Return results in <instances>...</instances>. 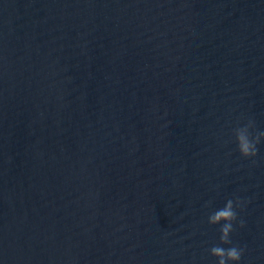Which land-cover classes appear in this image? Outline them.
<instances>
[{"label":"water","instance_id":"95a60500","mask_svg":"<svg viewBox=\"0 0 264 264\" xmlns=\"http://www.w3.org/2000/svg\"><path fill=\"white\" fill-rule=\"evenodd\" d=\"M250 120L264 0H0V264H264Z\"/></svg>","mask_w":264,"mask_h":264},{"label":"clouds","instance_id":"9594fccd","mask_svg":"<svg viewBox=\"0 0 264 264\" xmlns=\"http://www.w3.org/2000/svg\"><path fill=\"white\" fill-rule=\"evenodd\" d=\"M252 127H254V121L250 120L246 126L235 129L238 148L244 157L256 156L259 151L257 145L260 143L261 137H264V131H259L253 138L249 131ZM239 202V198L235 202L229 199L223 208L217 209L208 217L210 224H220L221 221L225 222L220 228V240L222 244H232L230 234L234 231L233 222L237 220L238 215L234 205H238ZM240 223L243 226L244 222L241 221ZM210 252L213 256L218 257V264H229V261L238 262L241 260L243 249L237 246L225 248L215 245L211 247Z\"/></svg>","mask_w":264,"mask_h":264}]
</instances>
